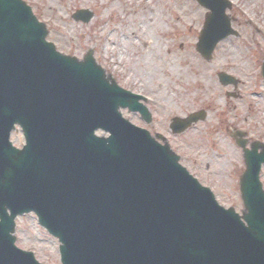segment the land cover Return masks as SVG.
Here are the masks:
<instances>
[{"label": "water", "instance_id": "95a60500", "mask_svg": "<svg viewBox=\"0 0 264 264\" xmlns=\"http://www.w3.org/2000/svg\"><path fill=\"white\" fill-rule=\"evenodd\" d=\"M197 1L211 11L198 44L210 60L220 41L237 36L226 15L231 3ZM73 17L88 23L93 14ZM47 36L24 2L0 0V264H40L15 246V221L31 212L59 240L63 264H264V146L247 150L245 134L233 135L247 166L241 217L168 145L123 119L120 108L147 122L151 115L141 97L106 77L93 52L84 61L64 56ZM220 81L237 84L225 74ZM205 118L175 119L171 128L182 133ZM16 125L22 150L10 142Z\"/></svg>", "mask_w": 264, "mask_h": 264}, {"label": "rangeland", "instance_id": "374dc122", "mask_svg": "<svg viewBox=\"0 0 264 264\" xmlns=\"http://www.w3.org/2000/svg\"><path fill=\"white\" fill-rule=\"evenodd\" d=\"M24 1L46 24L48 40L59 51L80 60L88 51H93L96 62L120 86L150 98L152 101L147 106L154 116L152 126H146L139 115L128 110L122 111L123 116L138 126L164 134L172 148L185 159L183 164L195 167L201 182L213 189L221 205L242 211L239 180L245 170L243 155L226 128L233 126L247 132L250 142H264V79L261 77L264 0H230L233 8L227 14L239 37L231 36L221 41L210 61L196 50L209 13L196 0H150L149 4L148 0L143 3L140 0ZM79 9L91 10L94 18L87 24L75 22L72 15ZM191 10L199 12V18L191 17ZM153 14L167 20H162L160 29L149 30V34L144 35L135 16L142 19ZM185 15L189 19H185ZM108 38L115 44L113 51L120 53L122 64L118 67L110 62L116 56L113 51L108 55L104 51V41ZM230 47L236 49V58L226 51ZM157 49L161 50L163 57L172 55L177 59L179 67L175 73L169 74L168 66L159 61L151 65L158 70L152 72L151 77L146 78L141 73L142 77L132 71L137 57L141 54L152 56ZM200 68L207 70L215 83L214 89L207 90L205 83L196 81L193 74ZM220 72L238 79L237 88L223 87L217 77ZM198 110L207 111L206 121L182 135L171 133L172 118L186 117ZM11 140L19 148L25 144L20 130L12 133ZM261 180L264 184V167ZM17 237V245L33 251L43 264H61L59 242L39 226L35 215L17 220Z\"/></svg>", "mask_w": 264, "mask_h": 264}, {"label": "bare ground", "instance_id": "6f19581e", "mask_svg": "<svg viewBox=\"0 0 264 264\" xmlns=\"http://www.w3.org/2000/svg\"><path fill=\"white\" fill-rule=\"evenodd\" d=\"M142 3L144 2V0H140ZM150 3V0H148V4ZM187 5L184 4V9H187L186 7ZM137 15V14H136ZM190 15L192 16H196V18H199L200 13L197 12L196 10H191L190 11ZM159 18H156V15H150V17H143L142 19L138 18V16H135V19L137 20V24L142 26V33L144 35L149 34L148 31L149 30H158L162 27V20L166 21L167 18L160 17V15L158 14ZM185 19H189V16L185 15L184 16ZM180 19V18H178ZM114 42H112L111 38H108L104 41V51L106 53V55H108L111 50L113 51V48H115V44H113ZM116 47L118 48L119 46L116 45ZM119 49V48H118ZM226 51L228 52L229 55H231L232 57L236 58L237 57V51L234 47H230L228 49H226ZM113 54H115L116 56H113L110 59V62L112 63L113 66L118 67V65L122 64L121 58H120V53L118 52H114ZM122 56V55H121ZM152 59V62H151ZM157 61H159L161 64H164L166 66H168L169 70V74H173L177 71V67H179L178 63H177V59L174 58L172 55L163 57L162 56V52L160 49H157L155 52L152 53V56H148L147 54H141L139 57L136 58V61L134 62V66L132 68L133 72H137V74H139L140 76L144 77L141 73H144L146 75V78L153 76L154 74L152 72H158L157 68H153L151 67L152 64H156ZM235 66V64H233ZM207 70L204 68H200V69H196V71L194 72V77L196 79L197 82H203L205 83L204 85L206 86L207 90L208 89H214L215 88V83L211 80V78L209 77V75L207 74ZM187 78H191L190 75L186 76Z\"/></svg>", "mask_w": 264, "mask_h": 264}]
</instances>
